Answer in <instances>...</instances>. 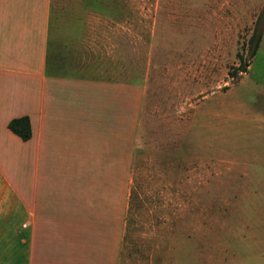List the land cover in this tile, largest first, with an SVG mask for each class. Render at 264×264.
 I'll use <instances>...</instances> for the list:
<instances>
[{
	"label": "rangeland",
	"instance_id": "obj_1",
	"mask_svg": "<svg viewBox=\"0 0 264 264\" xmlns=\"http://www.w3.org/2000/svg\"><path fill=\"white\" fill-rule=\"evenodd\" d=\"M52 2L53 28L77 22L124 82L120 109L112 84L96 99L92 164L124 126L126 264L165 238L172 264H264V0ZM114 200L111 185V261Z\"/></svg>",
	"mask_w": 264,
	"mask_h": 264
},
{
	"label": "crops",
	"instance_id": "obj_2",
	"mask_svg": "<svg viewBox=\"0 0 264 264\" xmlns=\"http://www.w3.org/2000/svg\"><path fill=\"white\" fill-rule=\"evenodd\" d=\"M52 1L0 0V264H126L132 151L127 161L120 117L109 129V152L92 164L96 99L112 84L120 109L124 82L111 78L106 57L95 58L77 22L58 18L53 28ZM21 116L31 124L28 140L7 126ZM142 247L137 264H172L168 238Z\"/></svg>",
	"mask_w": 264,
	"mask_h": 264
},
{
	"label": "trees",
	"instance_id": "obj_3",
	"mask_svg": "<svg viewBox=\"0 0 264 264\" xmlns=\"http://www.w3.org/2000/svg\"><path fill=\"white\" fill-rule=\"evenodd\" d=\"M263 11H264V6H263ZM260 17V15H259ZM261 38V33H259L257 39L254 41V36H251L250 41L251 43H254L252 46L251 51L249 52V59L253 58L255 51L259 45ZM240 64L236 69L242 70V71H247V67L249 66L248 60L246 57H244L242 54L239 56ZM234 71L232 72V74ZM8 128L18 135L22 140H28L31 137V124L29 121V118L27 116H21V117H16L11 119L8 122Z\"/></svg>",
	"mask_w": 264,
	"mask_h": 264
}]
</instances>
